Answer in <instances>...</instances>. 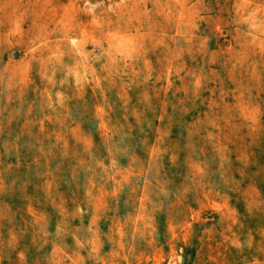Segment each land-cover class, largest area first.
Here are the masks:
<instances>
[{
  "label": "rangeland",
  "instance_id": "rangeland-1",
  "mask_svg": "<svg viewBox=\"0 0 264 264\" xmlns=\"http://www.w3.org/2000/svg\"><path fill=\"white\" fill-rule=\"evenodd\" d=\"M0 264H264V0H0Z\"/></svg>",
  "mask_w": 264,
  "mask_h": 264
}]
</instances>
